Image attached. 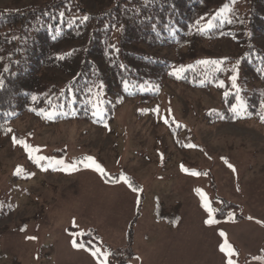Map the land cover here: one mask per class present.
I'll list each match as a JSON object with an SVG mask.
<instances>
[{
    "label": "rangeland",
    "instance_id": "rangeland-1",
    "mask_svg": "<svg viewBox=\"0 0 264 264\" xmlns=\"http://www.w3.org/2000/svg\"><path fill=\"white\" fill-rule=\"evenodd\" d=\"M218 98L170 84L144 116L126 100L112 121L102 110L93 123L55 128H37L36 115L14 121L0 134V208H12L0 220V264H227L220 232L237 253L234 264H264V125H208L203 110ZM13 137L39 151L29 158ZM87 156L112 181L126 176L142 191L83 165L70 173L49 167ZM35 157L48 159L38 166ZM197 190L215 210L211 226Z\"/></svg>",
    "mask_w": 264,
    "mask_h": 264
},
{
    "label": "trees",
    "instance_id": "trees-1",
    "mask_svg": "<svg viewBox=\"0 0 264 264\" xmlns=\"http://www.w3.org/2000/svg\"><path fill=\"white\" fill-rule=\"evenodd\" d=\"M263 39L264 0H33L0 7V134L29 115L39 129L93 123L97 110L112 121L126 100L144 116L170 84L218 94V103L203 110L210 126L264 125ZM201 61L223 63L218 69ZM241 102L246 110L233 112ZM11 211L0 208V220Z\"/></svg>",
    "mask_w": 264,
    "mask_h": 264
},
{
    "label": "snow or ice",
    "instance_id": "snow-or-ice-1",
    "mask_svg": "<svg viewBox=\"0 0 264 264\" xmlns=\"http://www.w3.org/2000/svg\"><path fill=\"white\" fill-rule=\"evenodd\" d=\"M85 19H87V17H85ZM208 27H212V25L209 24ZM201 63H203V64L211 63V64L216 65L217 68L219 69V65L221 63H223V62L222 61H201ZM180 71H183V69H181ZM233 71L235 72L236 69L234 68ZM175 74L177 75V78H179V73H175ZM231 79H232L233 86H235L237 77L235 75H233ZM218 86L223 87V83L221 82L220 85H218ZM33 100H35V97H33ZM245 110H246V106L242 102L238 103L237 106H234L232 108V111L236 112L237 114H240L242 111H245ZM94 114L99 116L100 112L97 111ZM48 118H51V116L49 115ZM261 122L264 123V115L261 116ZM165 123H167V121H165ZM105 126L107 127V125H105ZM7 131H11V129H7ZM13 143L22 146L28 152L29 158H33L32 157L33 152H38L39 151V149L31 148V146L28 145L25 141L19 140L16 137H13ZM188 147L191 148V147H195V146L190 144V145H188ZM45 159H48V158H46V157H35V162L38 164V166H40L39 165V161L40 160H45ZM224 162L228 165L229 168L232 169L233 172L236 171V169L234 168L233 165L228 164L227 160H225ZM57 165L61 166V170L69 172V173L70 172H74V171H78L79 170L78 165H83L84 168L93 169L94 171L98 172L102 177H107L106 182L119 183V182L123 181L125 184L128 185V187L133 192L139 193L140 191H142L141 189H138V188L134 187L132 182H131V180L128 177H126V176H121L118 180L112 181L111 178L107 176V173L101 167V165L98 164L95 161V159L93 157H91V156L84 157L82 160L74 162L73 164H70V165H65L64 162L61 161V160L50 161V163H49V167H54V166H57ZM44 170H47V169H44ZM182 170L185 171V172H188V170L184 169L183 166H182ZM22 171H23V169L18 168L16 174L19 175ZM190 174L194 175V176L201 175L200 173H197V172H191ZM197 192L201 196V199L203 201L202 206L208 212V215L210 217L208 220L205 221V223L208 224L209 226H211L212 224L216 223L215 219L212 218L213 215H214V211L215 210L210 206V202L207 200V198L204 196V194L201 193L199 190H197ZM232 216H233V214L229 213V218L230 219H232ZM248 219L251 220L252 217H249ZM257 223H261V222L257 221ZM219 235L221 237H224V242L220 246V251L222 253H224L226 257H228L227 264H234V261H233L232 257L235 256L237 253L235 252L233 247L228 243L227 238H226V234L224 232H220ZM30 239H34V237H30ZM73 246L74 247H83V245H77L75 242H73ZM98 251L99 250H97L96 252H93L92 255L96 256ZM106 256H107V254H105V258H106Z\"/></svg>",
    "mask_w": 264,
    "mask_h": 264
}]
</instances>
